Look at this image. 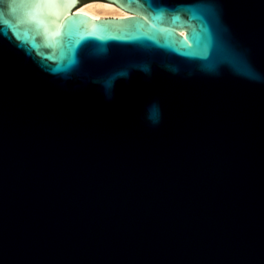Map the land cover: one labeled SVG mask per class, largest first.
<instances>
[{
    "label": "water",
    "instance_id": "water-1",
    "mask_svg": "<svg viewBox=\"0 0 264 264\" xmlns=\"http://www.w3.org/2000/svg\"><path fill=\"white\" fill-rule=\"evenodd\" d=\"M103 1L0 0V264H264V0Z\"/></svg>",
    "mask_w": 264,
    "mask_h": 264
},
{
    "label": "bare ground",
    "instance_id": "bare-ground-1",
    "mask_svg": "<svg viewBox=\"0 0 264 264\" xmlns=\"http://www.w3.org/2000/svg\"><path fill=\"white\" fill-rule=\"evenodd\" d=\"M77 11H83L94 19H97V16H127L129 13L119 7L118 5L103 1V0H89L87 2L81 3L78 7L75 8Z\"/></svg>",
    "mask_w": 264,
    "mask_h": 264
},
{
    "label": "clouds",
    "instance_id": "clouds-1",
    "mask_svg": "<svg viewBox=\"0 0 264 264\" xmlns=\"http://www.w3.org/2000/svg\"><path fill=\"white\" fill-rule=\"evenodd\" d=\"M152 110H158V106L157 105H153L152 106ZM154 123L158 122V121H153Z\"/></svg>",
    "mask_w": 264,
    "mask_h": 264
},
{
    "label": "rangeland",
    "instance_id": "rangeland-1",
    "mask_svg": "<svg viewBox=\"0 0 264 264\" xmlns=\"http://www.w3.org/2000/svg\"><path fill=\"white\" fill-rule=\"evenodd\" d=\"M87 1H89V0H83V2H87Z\"/></svg>",
    "mask_w": 264,
    "mask_h": 264
}]
</instances>
